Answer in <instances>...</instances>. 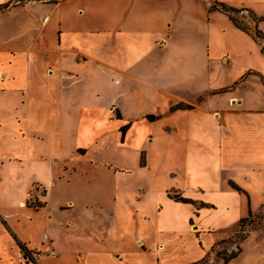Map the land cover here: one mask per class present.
Returning <instances> with one entry per match:
<instances>
[{"label": "crops", "instance_id": "crops-1", "mask_svg": "<svg viewBox=\"0 0 264 264\" xmlns=\"http://www.w3.org/2000/svg\"><path fill=\"white\" fill-rule=\"evenodd\" d=\"M263 49L264 0H0V264H264V230L240 225L264 210ZM225 77L236 80L221 87ZM35 111L43 125L60 117L61 131L106 113L131 125L124 143L166 116L174 146L210 129L214 180L191 181L192 156L183 190H151L147 178L131 226L75 196L50 208L71 166L46 157ZM36 186L46 192L32 206ZM120 219L131 238H118Z\"/></svg>", "mask_w": 264, "mask_h": 264}, {"label": "rangeland", "instance_id": "rangeland-1", "mask_svg": "<svg viewBox=\"0 0 264 264\" xmlns=\"http://www.w3.org/2000/svg\"><path fill=\"white\" fill-rule=\"evenodd\" d=\"M237 17L241 25L254 30L244 19ZM254 18L256 17L252 14L251 20ZM226 74L227 71H224V75ZM244 74L245 72L240 77ZM232 80V77H225L220 86L231 85L236 79ZM37 107L39 105L36 103L35 108ZM88 113L80 114L77 123L72 125L73 130L71 131H61V125L58 121L60 117L58 116L47 114L45 125H43V122L37 119L36 111L32 115V124L34 123L38 130L33 134L40 142L41 147L44 148L43 151L48 160L56 159L58 163L66 161L71 166L68 170L63 167L61 171L62 177L64 176L63 179L59 180V183L54 187L51 185V195L48 198L50 208L58 205V202L65 204L75 196L83 204H89L90 207L97 210L103 215L102 217L107 214L106 209L111 211L114 206L115 209H118V217L120 215L122 217L123 214V218H127V225L131 226L136 218L134 205L140 203V200L138 202L136 199V192H139L140 187L148 185L147 178L152 179L150 181L151 190L152 187L154 189L176 187L183 190L188 187L189 183L186 184L181 173L184 172L185 165L189 164V158L192 156L194 158V160H190L192 167L189 164L191 170L188 167L193 176L191 181L195 184L204 183V177L199 179L202 173H206L214 180L215 169L214 164H211L214 162L211 152L214 150L215 143L214 135L210 129L205 132L206 137L203 139L195 134L194 138L187 139L185 137L187 140L183 141L180 135L176 141H181V146H174L173 140L169 136H165L169 130L163 129L168 123L166 121L168 116H166L156 121L154 125L138 124L135 127V136L124 143L122 137L131 128L128 122L121 126L120 120L116 117L110 118L106 113H99L98 111L97 113ZM39 119L42 120V117ZM124 126L126 128L123 131L121 127ZM164 130L165 135L163 134ZM153 136L156 137V140L150 142V138ZM197 137L199 140L195 141ZM60 142H62V147H60ZM199 168L204 169L201 171ZM90 180L91 182L88 183ZM240 180L241 184L246 185L243 179ZM33 191L28 199V204L40 205L42 203L40 202L42 201L41 196L46 191L41 186L34 187ZM253 198L252 209L256 210L260 203L256 202L257 197ZM64 211L69 212L65 215L67 217L75 213L76 207ZM117 222L119 225H117V229L121 230L120 233H117L118 238H131L129 234L132 235L134 232L125 230L123 228L124 223H120L121 219ZM240 225L245 231L264 230V210L251 213ZM241 235L244 234H240L238 238ZM224 251H221L220 254Z\"/></svg>", "mask_w": 264, "mask_h": 264}, {"label": "trees", "instance_id": "trees-1", "mask_svg": "<svg viewBox=\"0 0 264 264\" xmlns=\"http://www.w3.org/2000/svg\"><path fill=\"white\" fill-rule=\"evenodd\" d=\"M211 8L213 9H220V10H224V11H227V12H231V11H237L236 8H233V7H230L226 4H223V3H220V2H215L214 4L211 5ZM232 20L240 27L242 28H245V26L241 25L240 21H238L235 17H231ZM264 51V49H263ZM185 107H189V106H181V108H185ZM148 119L150 120H154L156 117L154 115H148L147 116ZM124 128H126V126H124L122 129L124 131ZM236 189L238 190H241L237 185H233ZM179 201H182V202H188V199H185L183 197H178L177 198ZM251 214V213H250Z\"/></svg>", "mask_w": 264, "mask_h": 264}, {"label": "built area", "instance_id": "built-area-1", "mask_svg": "<svg viewBox=\"0 0 264 264\" xmlns=\"http://www.w3.org/2000/svg\"><path fill=\"white\" fill-rule=\"evenodd\" d=\"M49 16H46L44 18V21H48ZM41 252H34V253H30L29 256H31L32 259L36 260L37 258L41 257Z\"/></svg>", "mask_w": 264, "mask_h": 264}]
</instances>
